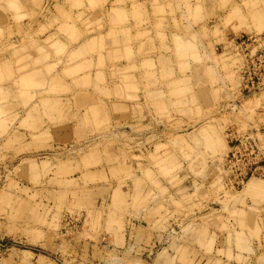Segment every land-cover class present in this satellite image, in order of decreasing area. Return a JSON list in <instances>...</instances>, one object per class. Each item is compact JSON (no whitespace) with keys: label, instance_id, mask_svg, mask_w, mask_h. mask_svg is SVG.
Instances as JSON below:
<instances>
[{"label":"rangeland","instance_id":"1","mask_svg":"<svg viewBox=\"0 0 264 264\" xmlns=\"http://www.w3.org/2000/svg\"><path fill=\"white\" fill-rule=\"evenodd\" d=\"M5 4L0 264H253L264 179L219 180L230 132L264 153V0Z\"/></svg>","mask_w":264,"mask_h":264},{"label":"crops","instance_id":"2","mask_svg":"<svg viewBox=\"0 0 264 264\" xmlns=\"http://www.w3.org/2000/svg\"><path fill=\"white\" fill-rule=\"evenodd\" d=\"M8 1H10L11 3H14V5L15 4H19V6L20 7H22V0H1V2H0V32L3 34V36H4V42L5 43H7L9 40H8V38H9V35L10 36H12L13 34H17V32H18V26H21V23H22V21L20 22V23H18V21H16L17 19H21L25 14L23 13L24 12V10L23 9H18V5H17V9L15 10V11H9V9H7V6H6V4L5 3H7ZM15 7H16V5H15ZM146 31H148V29H144V34H146V33H148V32H146ZM129 32H130V36H132V35H135V33H136V30L134 31L133 29H131L130 28V30H129ZM132 39V38H131ZM128 40H130L129 38H128ZM4 42H2V43H4ZM137 44V43H136ZM134 45V44H130L129 46H127L130 50H131V53H132V51H133V54H134V64L136 65V67H138L139 68V66H141V65H143V66H146V61H147V52H146V50H145V48L147 47V46H149V44H150V42H149V38H146V36H145V39H143L140 43L138 42V44L137 45ZM3 45V44H2ZM1 45V46H2ZM81 46V45H80ZM144 47L142 50H141V52L143 51V53H142V55H141V57L142 58H146V59H144L143 61L141 60V57H139V55L137 56V51H138V49L140 48V47ZM17 50V49H16ZM15 50V51H16ZM15 51H13V52H11L10 53V55H14V53H15ZM18 51H20V50H18ZM16 54V53H15ZM10 55H9V57H10ZM11 56V57H12ZM5 58L1 63H0V69H2L3 67H8L9 66V64L10 65H15L16 66V64H17V61L18 60H13L12 58ZM160 57H162V55L160 54ZM132 58V57H131ZM10 59L12 60V61H10ZM136 62V63H135ZM141 62H142V64H141ZM76 66V65H75ZM74 67V66H73ZM129 67H131V66H129ZM139 72V74L137 73V76H138V78L140 77V78H142L143 76H145V74H150V72H146L145 70L143 71V70H139L138 71ZM12 74H14L15 75V73L14 72H12ZM29 73H27L26 75H24V77L25 76H27ZM34 75V74H33ZM82 75L83 74H79L78 76H75V77H70L69 79V81L67 82V83H61V85H59V81H57V80H55L54 82H53V84H52V86H51V88L49 89V80H48V82H46V83H44V80L42 81H35V85H44V86H46V88L43 90V89H37L36 90V92H37V94L33 91V93H35V95L37 96V97H39V94H41V97H44L45 95H43V92L42 91H44L45 93H48V92H51V91H60V88L61 89H63V90H69V91H71V86L75 89V88H80V89H83V88H87V82H84L83 81V79H82ZM140 75V76H139ZM28 77V79L30 80V77L29 76H27ZM15 78H17V77H15ZM93 78V77H92ZM53 79V78H52ZM51 80V79H50ZM1 82H2V80H1ZM32 82H34V81H32ZM54 85V86H53ZM91 87L93 88L94 87V85H95V81H92L91 82ZM57 86H59V87H57ZM99 86V85H98ZM48 87V88H47ZM43 88V87H42ZM67 88V89H66ZM102 90V89H101ZM5 92V91H7V88H5L4 86H2L1 85V87H0V92ZM84 93H86V92H84ZM89 94L87 93V96H88ZM91 96V95H90ZM92 97V96H91ZM86 99V98H85ZM8 126V125H7ZM18 134L20 135V132H18ZM22 135V134H21ZM225 179H226V175L224 174V173H222V175L220 176V183L221 184H223L224 182H225ZM242 247H244L245 248V246H243L242 245ZM243 259H245V257H242ZM238 264H243V263H238ZM253 264H264V250L262 251V252H259V254H258V256L256 257V258H254V261H253Z\"/></svg>","mask_w":264,"mask_h":264},{"label":"built area","instance_id":"3","mask_svg":"<svg viewBox=\"0 0 264 264\" xmlns=\"http://www.w3.org/2000/svg\"><path fill=\"white\" fill-rule=\"evenodd\" d=\"M234 132H230L232 145L223 163L227 174L224 186L237 191L253 178L264 179V153L259 146L257 134L248 132L233 136Z\"/></svg>","mask_w":264,"mask_h":264}]
</instances>
